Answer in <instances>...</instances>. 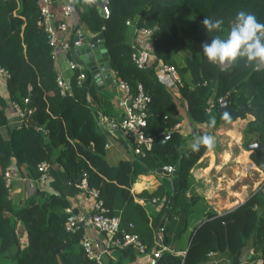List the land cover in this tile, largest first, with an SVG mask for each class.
Listing matches in <instances>:
<instances>
[{
	"label": "trees",
	"instance_id": "trees-1",
	"mask_svg": "<svg viewBox=\"0 0 264 264\" xmlns=\"http://www.w3.org/2000/svg\"><path fill=\"white\" fill-rule=\"evenodd\" d=\"M104 1L109 7L107 16L101 13V0L93 7L76 4L77 25L84 23L93 33L104 30L110 68L133 89L136 82H140L150 96L145 131L157 137L144 155L131 160L121 158L117 163L108 162L104 156L106 134L99 128L91 104L100 100L109 103L108 97H101L90 71L82 85L76 82L75 71L70 77L72 92L61 95L56 84L57 71L51 47L42 26L37 23L39 7L36 0H0V64L10 72L6 81L8 99L0 96V118L7 131V137L0 132V264L3 258H9L13 264H97L81 247L83 228L71 232L64 227L65 207L69 202L63 193L36 190L20 206L12 202L9 196L12 185L7 186L4 179V170L11 164L18 168L24 166L31 177H36V164L47 160L60 165L65 180L74 187L86 176L88 184L98 189L109 213L120 216L122 226L125 213L135 215V218L129 217L135 221L134 229L142 240L149 216L135 198L148 202L157 197L162 205L152 216L151 224L156 227L163 218L158 229L165 245L169 244L167 229L176 222L173 217L179 216L182 229H186L193 212L191 205L203 199L198 194L187 193L191 170L206 148L202 146L197 152L190 147L185 149L186 139L210 134V129L222 122L253 114L254 118L248 119L241 131L242 146L250 150L249 157L264 170V150L248 148L254 140L264 144V68L255 70L241 60L228 70H222L208 62L202 53V45L210 43L213 36H226L230 23L241 10L253 13L260 23H264V0ZM186 5L199 18L200 25L192 22L179 26L175 23L176 14ZM204 17L222 18L223 32L207 33L202 25ZM129 19L134 20L137 27L153 29L151 51L155 57L143 67H138L131 58ZM184 40L188 45L197 46L195 80L205 84L195 86L181 77L179 95L190 119L206 124L204 132L193 127L192 132L184 134L175 127L183 115L174 93L158 76L157 60L171 64L174 47ZM186 70V66L179 69L180 72ZM212 93L215 102L209 107L206 100ZM88 94L91 102L86 100ZM25 96L29 101L22 106L29 105L33 111L22 121L8 117L9 102L21 103ZM219 96L227 98L232 110L238 111L243 104L246 109L236 116H229L218 109ZM161 131L164 133L158 135ZM165 164H173L175 168L171 173L159 174L160 183L153 191H131L140 174H157ZM5 211L22 221L26 245L20 243L14 223ZM195 212L200 213L201 218L193 224L188 241L181 248L185 252L179 253L177 248L168 245L172 250H163L156 264H201L209 252L226 254L229 261L224 264H251L258 257L264 264V247L257 249L264 244V195L261 189L250 192L244 201L231 209L218 212L199 207ZM250 247L254 251L244 260L242 255ZM129 250L132 248L126 247V251Z\"/></svg>",
	"mask_w": 264,
	"mask_h": 264
},
{
	"label": "built area",
	"instance_id": "built-area-1",
	"mask_svg": "<svg viewBox=\"0 0 264 264\" xmlns=\"http://www.w3.org/2000/svg\"><path fill=\"white\" fill-rule=\"evenodd\" d=\"M36 2L39 7L37 23L42 26L45 32L46 40L51 47V54L54 60L57 59L59 50H73L87 38L97 34L91 31H83L79 26H76L74 22L75 15H77L76 7L74 6L73 10L69 12L66 7L68 0H36ZM100 7L101 13L107 16L109 14V7L106 1L101 0ZM127 25L133 27V32L135 34L139 33L144 36H149L152 39V28L137 27L136 22L132 19L127 20ZM131 46V58L138 67L147 65L150 60L155 57L151 48L140 44L135 39L132 40ZM69 68L72 70V74L76 71L75 80L79 85H82L86 78L85 72L88 71L87 67L76 59H70ZM157 69L158 76L163 78L165 83H167L165 78L168 77L176 84H181V75L174 65L165 63L162 59H158ZM110 73L112 76L111 86L113 87V91L117 94L116 101L121 109V117L117 125L122 136L126 140L132 158L144 155L146 151L151 149L154 139L157 137L156 134H148L145 131L150 96L144 90L140 82L137 81L135 89H133L127 81L119 78L111 68ZM9 76V70L0 64V82H6ZM56 84L61 95L70 94L72 92L70 78H65L60 71H57L56 74ZM204 84L205 82L200 81L196 83V85ZM223 99V96H219L217 101L221 102ZM86 100L91 102L89 94L86 95ZM28 101V96H25L21 103L11 100L9 102L11 106L10 113L19 116L22 120L24 116L33 111V108L29 105L26 107L22 106V103ZM214 102L215 99L212 95L206 100L209 107L212 106ZM91 104L92 107L95 108L92 102ZM98 119L99 123H101L103 117L100 115ZM177 126L178 123L175 124V127ZM163 133L164 132L161 131L158 135ZM108 145L109 142L106 141L105 146ZM36 167L38 171L36 177L30 178L27 175L23 176L27 187L33 190L36 188L50 190L49 170L51 163L47 160H41L36 164ZM174 168L175 166L173 164H165L162 170L171 173ZM16 170V166L13 164L4 170V179L7 186L12 185L14 171ZM75 185L78 189L85 191L93 198V205L88 212L75 211L71 206H66L65 211L67 212V216L64 222L65 229L74 232L83 227V225H90L103 232L105 235V240L100 241L91 237L86 232H82L80 243L88 258L93 259L97 264H104L102 254L106 247L120 249L131 247L138 253H147L146 261L148 264H156L160 253L163 250H169L167 246L161 242V234H159L158 242L148 251L145 243L135 231L134 224L128 222L126 225L122 226L120 216L118 214L109 213V207L106 206L99 197L98 189L88 184L86 176H83ZM152 200L155 201L158 200V198L153 197ZM212 253L213 252H209L208 254L210 255ZM251 264H262V258L258 257L254 259Z\"/></svg>",
	"mask_w": 264,
	"mask_h": 264
},
{
	"label": "crops",
	"instance_id": "crops-1",
	"mask_svg": "<svg viewBox=\"0 0 264 264\" xmlns=\"http://www.w3.org/2000/svg\"><path fill=\"white\" fill-rule=\"evenodd\" d=\"M56 7L58 8L57 4ZM74 22L76 23V26H79L83 31H90L86 26V24L84 23L77 25L78 14L75 15ZM128 32L132 34L130 39L131 42L132 40L135 39L137 42H139L142 45H145L148 48L152 47V39L149 36H144L139 33L135 34L133 32L132 26H128ZM70 59H76L79 61L78 56L75 53L74 49L69 51L59 50L57 59L54 60V67L56 71L58 72L60 71L61 74H63V76L68 79L72 75V70L69 68ZM180 75L181 77H183L181 73ZM165 79L167 81L166 83L167 86L174 93L175 100L178 102L179 110L183 115V119L180 123H178L177 128L182 133L188 134L192 132L194 126H192V121L189 115L185 111L184 104H182L183 101L179 95L178 84L171 81L168 77ZM196 83L197 81L195 80L194 85L198 86L196 85ZM96 87L100 91L102 98H105L106 96L108 97L107 100L109 101V103H107L105 100H100V102L98 101L94 102L93 104L95 108H93V111L96 117L97 124L99 125V128L105 132L106 139L109 142V145L105 146L106 149L105 152H108L109 157L112 159H116V161L110 162L108 161V157L105 156V153L104 156L106 160L110 163H117L118 160L121 158H126L131 160L133 158L132 155H130V151L128 149L126 140L122 136L121 131L117 125L121 117V109L116 101L117 94L113 91V87L111 85L102 87L101 84H96ZM211 95L213 96V93ZM0 96L6 100L8 99L6 82H0ZM10 112H11V106L8 104L7 106L8 117L14 119L18 118L19 121H22L19 116L13 115ZM100 115L103 117L101 123H99V119H98ZM250 118H254V115L247 114L246 117H237L235 120L230 122L233 125L234 124L238 125L240 130H242L247 120ZM0 132L4 137H7V131L5 126H3L1 118H0ZM189 147L190 145H188L187 148ZM184 148L187 149L186 140L184 141ZM249 154H250V150H249ZM206 156H208V161L206 163L201 162L202 158H204L203 156L199 159V162L192 168L191 177H190V189L187 194L188 195L198 194L202 196L206 200V203L210 207L214 208V210H217L218 212L224 209H231L234 207V205L240 202V201L235 202L236 201L235 195L237 191L230 186L232 184L233 178H235L233 177L234 175L232 171L238 168V161L240 157L238 155L231 154V152L226 151L225 153H218L217 156L218 160H216V155L213 153L212 150L211 151L207 150ZM230 161L231 162L234 161L235 167ZM227 165L230 167V169L226 168L225 171L221 170L224 167H227ZM16 169L17 170L14 171L12 186L9 193L12 202L16 206L22 205L27 200L28 196L31 193L35 192L36 190H40L46 193H54V192L63 193L68 199L69 202L68 206H71L75 211L88 212L91 210L93 205V198L85 191L78 189L77 187H74L72 184H70L69 181L65 180L63 175V168L60 165L51 164L49 170L50 190L37 189V188L34 190L29 189L26 185L25 180L23 179V176L27 175L30 178L33 177H31V175L27 173L26 168L24 166H21L20 168L16 166ZM194 169H197L198 171L194 172ZM212 169L215 170L212 171ZM211 171L213 172L214 175H216L217 180H215L214 177H210L208 173H210ZM159 174H164V173L159 172L157 170V174L152 172L150 173L148 172L146 174H140L137 177V180L135 181L134 185L132 186L131 191L140 190V189H146L149 192L153 191L160 183ZM222 179H224L225 182L222 181ZM135 200L145 208L146 214L149 216L147 227L142 234L143 240L142 239L141 240L145 243L146 247L148 246L147 250L150 251L158 242V235L161 234V231H159V229L153 227V225L151 224V219L152 216H154L161 207L162 202L159 199L155 201L150 200L148 202H145L143 199L140 198H135ZM197 203L191 205L193 212L191 213L190 224L186 229H182L183 228L182 223L178 222V219H180L179 216L173 217V219L176 220V223L173 226H170L171 228L167 226L169 228V230L167 229L168 231L167 235L169 239L168 245L177 248V252L179 253L185 252L181 248H183L185 243H187L188 241V235L191 230V227L201 218V214L196 213L195 209L199 207H204L205 209H211L206 206V203H204L203 205ZM5 213L9 215L10 218L12 219L20 243L22 244V246L26 245L27 243L26 231L22 221L18 218L13 217L9 211H5ZM129 216L135 218V215H130L128 212L125 213L122 219V223L124 225H126L128 222H132L134 224L135 221ZM168 222H166V225H168ZM82 228L83 231L86 232L91 237L100 241L105 240L104 233L93 228L92 226L83 225ZM168 245H166L167 248L169 250H172ZM253 251H254L253 247H250L248 252L242 255V258L246 260L247 257H249V255L252 254ZM102 259L104 264H145L147 263L146 261L147 253H138L133 249L126 251V248L120 249L114 247H106L103 251ZM228 261H229L228 256L226 254L213 252L201 264H224V263H228ZM1 264H13V262L9 258H3Z\"/></svg>",
	"mask_w": 264,
	"mask_h": 264
},
{
	"label": "rangeland",
	"instance_id": "rangeland-1",
	"mask_svg": "<svg viewBox=\"0 0 264 264\" xmlns=\"http://www.w3.org/2000/svg\"><path fill=\"white\" fill-rule=\"evenodd\" d=\"M192 22H195L200 25L199 18L193 12L191 7L186 5L181 8L180 11L176 14L175 23L181 26ZM197 51L198 49L195 44L188 45L185 40L181 44L175 46L172 51L173 62L171 64L174 65L178 71L180 68L186 66L187 70L185 72L179 71V73L183 75L185 81H190L193 84L195 82V78H197L195 65L197 61ZM191 121L192 126H194L195 130L204 132L207 129L206 124H202L203 122L193 120ZM241 131L242 130H240L238 125H233L230 121L222 122L215 128L210 129V135H213L215 137V147L212 151L216 155V160H218V153H225L226 151L231 152V154H235L240 157L238 161V168L232 171L234 175L233 177L235 178H233L232 184L230 185L234 190L237 191L235 195V202L241 201L250 192L256 189H261L264 195V170L252 161V159L249 157V150L243 148L242 134L240 133ZM193 139V137L186 139V148L188 147V145H190ZM206 152L207 149L202 155V157L204 156V158H202L201 162L206 163L208 161V156H206ZM105 156L108 157V161L110 162L116 161V159H112L109 157L108 152H105ZM231 163L235 167L234 161H232ZM226 168L230 169V167L227 165V167H224L221 170L225 171ZM214 170L215 169H212V171ZM197 171V169H194V172ZM212 171L208 174L210 175V177H214L215 180H217L216 175H214ZM222 181L225 182L224 179H222ZM204 203H206V200L203 198L202 200H199L197 204L203 205ZM206 206L211 209H214L210 207L207 203ZM178 222H181V219H178ZM262 247H264L263 243L257 246V249L259 250ZM253 261L254 260H252L251 263Z\"/></svg>",
	"mask_w": 264,
	"mask_h": 264
},
{
	"label": "clouds",
	"instance_id": "clouds-1",
	"mask_svg": "<svg viewBox=\"0 0 264 264\" xmlns=\"http://www.w3.org/2000/svg\"><path fill=\"white\" fill-rule=\"evenodd\" d=\"M86 6H96L97 0H68L67 10L71 12L78 3ZM222 18L204 17L202 25L207 33L223 32ZM202 53L206 60L217 65L222 70H228L243 60L245 65L253 69L264 68V23L256 16L244 10L239 11L230 23L226 36L215 35L210 43L202 45ZM214 123V121L212 122ZM211 127V124L209 125ZM211 151L215 147V137L208 133L196 136L190 143L193 152L201 147Z\"/></svg>",
	"mask_w": 264,
	"mask_h": 264
},
{
	"label": "water",
	"instance_id": "water-1",
	"mask_svg": "<svg viewBox=\"0 0 264 264\" xmlns=\"http://www.w3.org/2000/svg\"><path fill=\"white\" fill-rule=\"evenodd\" d=\"M74 51L77 54L79 61L82 62L90 71L96 84H101L102 87L111 85L112 76L110 73L109 56L105 46L103 29L100 30L97 34L87 38L80 45L76 46L74 48ZM86 74L87 72H85V75ZM218 109L220 111L227 112L229 116H236L238 112L240 113L242 112L243 109H246V105L243 104L238 111H235L228 106L227 98H224L218 104ZM166 137L167 134L164 135L160 139V141L161 142L164 141ZM248 148L249 149L262 148L264 150V144H261L257 142V140H254L252 143L248 144ZM158 171L164 174H168L167 171L162 169H158ZM244 200L245 198L242 201ZM242 201L238 202L236 205H234V207H236ZM162 219L160 220L159 224L156 226L157 229L159 228ZM191 239L192 238H190V241Z\"/></svg>",
	"mask_w": 264,
	"mask_h": 264
}]
</instances>
